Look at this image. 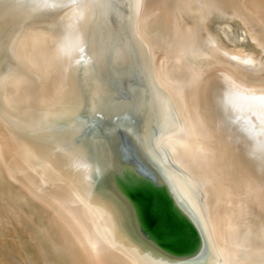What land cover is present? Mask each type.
Here are the masks:
<instances>
[{
	"label": "bare ground",
	"instance_id": "6f19581e",
	"mask_svg": "<svg viewBox=\"0 0 264 264\" xmlns=\"http://www.w3.org/2000/svg\"><path fill=\"white\" fill-rule=\"evenodd\" d=\"M0 264H264V0H0Z\"/></svg>",
	"mask_w": 264,
	"mask_h": 264
},
{
	"label": "rangeland",
	"instance_id": "374dc122",
	"mask_svg": "<svg viewBox=\"0 0 264 264\" xmlns=\"http://www.w3.org/2000/svg\"><path fill=\"white\" fill-rule=\"evenodd\" d=\"M125 161H126V163L134 164L130 157H126ZM132 184L135 185V183H132ZM158 185H159V183L157 182L156 179H154L153 181H151L150 187L151 188L153 187L152 189H155L156 191H158L159 190V188H158L159 186ZM13 242H14V244L17 245V249H22L23 248L22 247V244H23L22 238L19 239V238L15 237V238H13ZM24 251L26 252L27 255H30L27 249H25Z\"/></svg>",
	"mask_w": 264,
	"mask_h": 264
}]
</instances>
